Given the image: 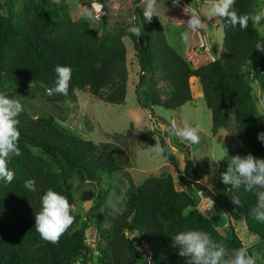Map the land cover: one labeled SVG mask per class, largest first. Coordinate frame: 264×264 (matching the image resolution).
I'll return each instance as SVG.
<instances>
[{"label":"trees","instance_id":"obj_1","mask_svg":"<svg viewBox=\"0 0 264 264\" xmlns=\"http://www.w3.org/2000/svg\"><path fill=\"white\" fill-rule=\"evenodd\" d=\"M65 1L0 3V94L9 96L15 86H38L46 90L47 98L53 102L74 99L76 92L81 91L106 104L125 105L129 81L124 42L127 38L139 67L138 83L150 85L147 108L178 110L193 102L191 80L199 79L203 98L212 112L213 136L234 127L231 138L225 140L227 153L217 163L219 178L212 187L199 183L201 172L188 161L186 156L191 159V154L186 144L170 133L171 122L155 116L152 121L165 126L160 136L163 157L178 176L203 191L202 198L213 203L227 221L229 233L226 236L217 229L197 207L198 201L177 188L170 173L151 175L140 184L130 182L123 210L112 220L104 211L110 192H84L81 198L94 199L95 204L83 219L75 213L77 189L73 180L102 186L106 179L123 170L121 155L118 151H102L91 139L64 132L52 117L36 118L24 110L17 117L22 154L8 163L15 177L11 183L0 181V264H87L91 247L86 234L92 225L97 230L92 236L97 264H144L145 246L153 253L156 264H188V258L179 255L172 240L188 230L209 233L218 245L225 243L233 253L247 247L235 230L237 223L264 246V222L251 214L257 203L255 195L243 187L230 191L232 186L221 179V173L236 155L251 153L264 159V143L258 140V134L264 132V122L257 124L259 110L252 86L256 82L264 93V52L256 50V44L263 41L259 29L249 22L248 28L241 30L219 19L225 56L193 67L169 44L158 16L151 22L145 20L140 8L142 0H134L131 22L113 29L108 27L107 17L97 21L98 28L85 18L73 20ZM92 2L85 0L83 4L91 9ZM259 4L260 0H236L234 9L239 15H251L257 13ZM132 25L141 27L140 37L127 31ZM97 64L101 65L99 69ZM57 65L72 69L67 96L47 94L49 88L56 86ZM158 82H166L172 88L165 99L158 92ZM120 136L113 138L118 141ZM166 138L184 153V171L168 152ZM137 140L143 150L148 148L144 135ZM28 179L35 180L36 191L24 186ZM49 189L68 199L75 217L58 246L43 240L35 229V214L41 211V197ZM233 195L239 197L240 205L233 204Z\"/></svg>","mask_w":264,"mask_h":264},{"label":"rangeland","instance_id":"obj_2","mask_svg":"<svg viewBox=\"0 0 264 264\" xmlns=\"http://www.w3.org/2000/svg\"><path fill=\"white\" fill-rule=\"evenodd\" d=\"M84 1H65L66 9L73 20L83 19L82 10L90 9L84 6ZM97 1L101 2L107 11V24L110 29L131 22L134 0ZM183 1L158 0L157 16L169 44L177 52L184 55L186 48L193 45L199 46L201 35H203L207 39L211 52L204 49L198 51V47H193L195 52L206 55L209 53L218 59L223 58L225 56L223 48L224 31L219 18L207 20L205 17L207 11L205 0H185L186 4ZM3 2L4 0H0V3ZM140 8L144 10L142 4ZM192 14L200 16L209 27L205 30L191 33L190 42L186 45L181 40V34L186 30V24ZM92 26L94 28L99 27L97 21L92 22ZM259 32L264 41V28H260ZM124 42L127 47L129 69L128 95L125 105L106 104L81 91L76 92L74 99L64 102H53L47 98L46 90L38 86H30L28 88L15 86L9 92L10 98L16 97L20 99L24 110L33 117H52L55 124L64 132L84 139H91L100 145L102 151H118V155H121L123 170L117 173L114 178L106 179L102 186L99 187L92 183L80 184L78 180H73V186L77 189L75 193L77 198L75 213L81 215L83 219L88 217L89 211L95 204L94 199L89 201L81 198L84 192L92 191L98 193L103 190L109 191L110 194L104 211L107 213L108 218L112 220L118 217L123 210L130 182L140 184L151 175L161 176L170 173L169 169H173L166 166V164L170 165V163L163 157V152L161 151L160 136H162L165 126L156 125L152 121L154 116L167 122L174 120L178 127L189 126L201 129L199 143L193 144L178 138L180 142L186 144L190 151L192 158L190 159L189 156H186L190 164L195 163V169L200 170L204 177L207 176L209 178L207 183L218 180L215 177L218 175L217 160H220L227 153L224 139L225 131L220 132L217 137L212 134V112L208 109L203 96L199 95L201 84L198 80L196 78L191 80L192 90H194L193 93L195 95L193 102L178 110H165L160 107L147 108L150 85L148 82L144 84L138 83L139 67L132 43L128 38ZM196 65L192 63L193 67ZM252 86L259 110L257 124L260 126L264 122V107H259V104L261 100H264V93L256 82L252 83ZM157 87L163 99L167 98L172 90L171 86L166 82H158ZM138 102L141 104L139 105ZM228 130L231 132L228 138H231L234 127ZM116 134L122 135L118 138V141L113 138V135ZM140 135L146 137L148 141L147 149L143 150L139 145L137 137ZM169 140L166 138V143ZM174 175L176 177L177 174L173 170ZM199 203L198 201L197 207L209 216L222 234L228 236L227 222H225L226 224L224 222L221 223L217 217L211 216L208 213L210 206L207 203H203L201 206ZM91 227L86 234V240L91 247L86 256V262L87 264H97V252L94 250L95 244L92 241V236L97 233V230H95L93 225ZM235 230L242 242L250 249L251 254L258 255V264H264V246L259 243L258 238L249 234L241 223L235 225ZM224 244L223 247L230 256L232 254L231 248Z\"/></svg>","mask_w":264,"mask_h":264},{"label":"clouds","instance_id":"obj_3","mask_svg":"<svg viewBox=\"0 0 264 264\" xmlns=\"http://www.w3.org/2000/svg\"><path fill=\"white\" fill-rule=\"evenodd\" d=\"M235 3L236 0H205L207 7L205 17L207 20L213 18L226 20L233 28L238 26L241 30L247 29L249 22L257 29L264 28V10L251 15H239L234 9ZM142 5L145 20L151 22L153 17L157 16L158 0H142ZM101 12L102 5L94 2L92 8L83 9L81 15L87 21L95 22L100 19ZM190 17L186 30L181 34V40L186 45L190 42L191 33L209 27L200 16L192 14ZM127 31L136 37L142 35L140 26L132 25ZM256 50L264 52V41L256 44ZM96 67L99 69L101 65L97 64ZM55 72L56 86L49 88L47 94L67 96L72 80V69L57 65ZM259 107H264V100L260 101ZM23 111L24 106L20 99L0 94V181L6 183H11L15 177L8 163L12 157L22 154L19 146L21 133L18 129L17 117ZM169 131L193 144L200 141L201 129L198 127H178L173 120ZM258 140L264 143V132L258 134ZM208 179L205 176L201 182L207 183ZM221 179L225 185L232 186L230 191L243 187L246 192L253 193L257 203L251 214L256 220L264 222V159H259L251 153L244 157L236 155L231 158L227 170L221 173ZM24 186L30 191H36V182L33 179L26 180ZM232 202L240 205L239 197L233 195ZM72 208L73 205L65 196L52 189L47 190L41 197V211L35 214V229L43 240L59 245L61 237L75 222V217L71 214ZM172 240L173 247L179 249V255L188 258V264H258V255L249 254L247 247L235 249L229 256L227 250L218 245L211 235L204 231L188 230L173 236Z\"/></svg>","mask_w":264,"mask_h":264},{"label":"crops","instance_id":"obj_4","mask_svg":"<svg viewBox=\"0 0 264 264\" xmlns=\"http://www.w3.org/2000/svg\"><path fill=\"white\" fill-rule=\"evenodd\" d=\"M197 1H200V0H197ZM183 2H185V4H186V1L184 0ZM142 4V3H141ZM140 4V5H141ZM185 7H187V5H185ZM207 33V32H206ZM193 47H198V46H191V47H189V48H186L185 49V52H184V55L183 54H181V55H183L190 63H191V65H192V63L193 64H197L195 67H198V66H201V65H205V64H208V63H210V62H212V61H214V60H216V59H218V58H216V57H214V56H212L211 54H209V53H207V55L206 54H201V53H199V52H195V50H194V48ZM208 52H211V49H209V51ZM202 63V64H201ZM197 79V78H196ZM198 80V82L200 83V81H199V79H197ZM199 86V85H198ZM199 95L200 96H203V91H202V87H201V92L199 93ZM222 131H225V140L228 138V136L230 135V131L228 130V129H222V130H220L218 133H217V135H215L214 137H217L219 134H220V132H222ZM166 145H167V150H168V152L169 153H171L172 155H174L176 158H177V161H178V163H179V167H180V169L182 170V171H184L185 169H186V167H187V163H186V157H185V155H184V153L182 152V151H179L178 149H176L175 147H173L172 146V144H171V141L169 140V142L168 143H166ZM225 156V155H224ZM223 156V157H224ZM222 157V158H223ZM191 158H192V156H191ZM221 158V159H222ZM220 159V160H221ZM193 160V159H192ZM220 160H217V163L220 161ZM193 162H195L194 160H193ZM166 166L167 167H169V168H172L169 164H166ZM193 167L195 168V163L193 164ZM169 172L173 175V169H169ZM201 172V171H200ZM175 173V172H174ZM201 175H202V179H201V181H203V178H204V175L201 173ZM174 177V179H175V181H176V186H177V188L179 189V190H181V191H185V192H187L188 194H190L191 195V197L193 198V200L194 201H202V199L200 198V196L198 197L197 195H198V189L193 185V184H190V183H188L187 181H185V179L184 178H182V177H180V176H178V175H176V177H175V175L173 176ZM216 178H219L218 177V175H216L215 176ZM217 180V179H216ZM214 181V182H210V183H202L201 181H199V183L200 184H202V185H204L205 187H211V186H213L217 181ZM201 211H202V209H200ZM203 212V211H202ZM208 213L212 216H214V217H217V219H219V221H221V223L222 222H224V224H226L225 222H227L226 220H225V218L222 216V214L220 213V212H218L217 210H216V208L213 206V203H211V206H210V209L208 210ZM210 216V217H211Z\"/></svg>","mask_w":264,"mask_h":264},{"label":"built area","instance_id":"obj_5","mask_svg":"<svg viewBox=\"0 0 264 264\" xmlns=\"http://www.w3.org/2000/svg\"><path fill=\"white\" fill-rule=\"evenodd\" d=\"M92 1H93L92 4H93L94 2H99V1H97V0H92ZM99 3L101 4V2H99ZM101 5H102V4H101ZM262 10H264V0H260V4H259V6L256 8V12L258 13V12H260V11H262ZM106 17H107V11H106V9L104 8V6L102 5V12H101V15H100V19H99V20H96V21H102V20H104ZM202 49H204L205 51H208V50H209V45H208L207 39H206L203 35H201V42H200V44H199V46H198V51H199V50H202ZM197 193H198V195L200 196V198L202 199V201H200V203H199L200 206H201L203 203H207L208 206H211V202H210V201H206L205 199L202 198V196H203V191L200 190V191H198ZM142 251L146 253V258H145V262H144V264H149V262H150V264H156V262H155V260H154V257H153V253H152L150 250H148L147 246H145V248L142 249Z\"/></svg>","mask_w":264,"mask_h":264},{"label":"water","instance_id":"obj_6","mask_svg":"<svg viewBox=\"0 0 264 264\" xmlns=\"http://www.w3.org/2000/svg\"><path fill=\"white\" fill-rule=\"evenodd\" d=\"M92 232H93V229H92ZM94 233V232H93Z\"/></svg>","mask_w":264,"mask_h":264}]
</instances>
